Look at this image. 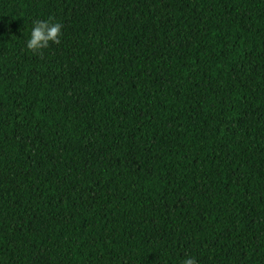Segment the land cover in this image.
<instances>
[{
  "label": "trees",
  "instance_id": "1",
  "mask_svg": "<svg viewBox=\"0 0 264 264\" xmlns=\"http://www.w3.org/2000/svg\"><path fill=\"white\" fill-rule=\"evenodd\" d=\"M189 257L264 264V0H0V264Z\"/></svg>",
  "mask_w": 264,
  "mask_h": 264
},
{
  "label": "clouds",
  "instance_id": "2",
  "mask_svg": "<svg viewBox=\"0 0 264 264\" xmlns=\"http://www.w3.org/2000/svg\"><path fill=\"white\" fill-rule=\"evenodd\" d=\"M30 39L27 40L26 47L33 53H38L49 47L50 42L59 44L62 25L59 22L53 23L51 20H34ZM182 264H197L194 257L185 258Z\"/></svg>",
  "mask_w": 264,
  "mask_h": 264
}]
</instances>
